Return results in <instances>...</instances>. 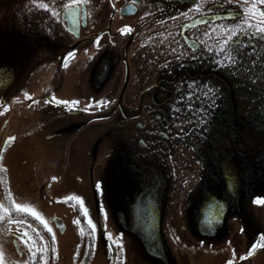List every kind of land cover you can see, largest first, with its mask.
<instances>
[{
  "label": "flooded vegetation",
  "instance_id": "obj_1",
  "mask_svg": "<svg viewBox=\"0 0 264 264\" xmlns=\"http://www.w3.org/2000/svg\"><path fill=\"white\" fill-rule=\"evenodd\" d=\"M29 1L0 0V253L5 264H264V247L247 255L252 243L264 244V203L251 197L244 205L231 202V213L219 210L226 218L219 237L202 235L211 229L197 227L198 210L207 200L217 208L227 201L226 192L240 198L247 195L246 185L264 190V180L252 184L244 176L239 186L236 178L225 177L223 187L216 177L203 179L218 132L230 125L246 129L251 143L256 137L242 106L257 93L235 87L236 76L214 67L213 49L230 26L255 15L246 13V6L255 3L264 10V3L195 0L202 5L198 11L194 0H43L49 8L36 3L33 12ZM124 25L132 31L122 34ZM235 39L262 37L246 29ZM194 41L199 58H179L193 51ZM68 51L73 55L65 61ZM192 80L221 86L215 106L203 86L190 85ZM188 91L195 97L180 100ZM53 94L79 103L71 111L46 103ZM101 99L107 103H93ZM253 103L256 112L264 106L259 96ZM32 125L41 141L28 150L22 137L34 134ZM8 136L15 139L5 143ZM221 157V172L229 163L235 168L264 164L256 155L229 160L223 152ZM77 195L96 224L94 233L81 201L60 199ZM13 200L39 213L52 232L31 212L16 210ZM25 232L29 244L20 239Z\"/></svg>",
  "mask_w": 264,
  "mask_h": 264
},
{
  "label": "snow or ice",
  "instance_id": "obj_2",
  "mask_svg": "<svg viewBox=\"0 0 264 264\" xmlns=\"http://www.w3.org/2000/svg\"><path fill=\"white\" fill-rule=\"evenodd\" d=\"M34 3H37L39 5L40 9L47 10L49 8V5L47 3H44L43 0H33ZM71 2H75V0H71ZM260 3H264V0H259ZM219 5H217L218 7ZM202 7V5L193 2L192 8L199 9ZM225 11H227L225 9ZM244 11L246 13H255V15L250 16L249 19L241 20L238 24H235L234 26H230L225 32L224 37L222 38L219 44V47L213 49L217 52V59L215 61L214 67L224 69L228 71L230 74H233L238 79L235 83V87L237 88H244L247 89L248 92H255L256 95H252L248 97L249 103L242 106V115H246L248 119L251 120V127H252V133H264V106L259 107V111H253L257 107L256 103H253L254 101H257V97L259 96L260 102H264V10L258 9L257 5L251 4L249 6H246ZM54 16H56L55 11L52 13ZM185 15H188L187 12H185ZM228 15H232L231 12H228ZM59 19V17H56ZM250 30L251 32H255L257 35L262 37L261 40L254 41L253 39H242V40H236L235 37L238 35V33H242L245 30ZM212 29H209L211 31ZM119 31L123 33L131 32L132 29L129 25H124L119 29ZM207 35V33H205ZM97 41L100 40V37H96ZM195 41L193 42V51L191 53L189 52H182L181 56L179 58H183L186 56H191L192 60L195 61L199 58L197 52L195 51ZM259 46L260 54L257 55V51ZM73 55L72 51H68L67 54L63 57V59L66 61L69 57ZM178 58V59H179ZM181 67H184V65H181ZM201 85L205 89L204 95L208 97L215 106V100L217 97V93L221 92V86H219L217 83H215L212 80L207 81H190V85ZM185 95L187 97L194 98L195 93L192 91H188L184 95H181L179 97L180 100H183L185 98ZM243 95V94H242ZM25 96L28 99H31L30 93H25ZM45 102H51L56 105L66 106L71 111L75 106L79 103L76 99H60L57 98L54 94L51 96V101H48L47 99ZM93 103L95 104H102L107 103L106 99L101 100H95ZM91 107V105H89ZM174 107H178V105H174ZM188 107L190 110L194 111V107L191 105V102H189ZM85 111L88 110V108L84 109ZM201 111L206 115L207 109L202 107ZM183 123V121H181ZM197 123H201V121H197ZM203 131V129H201ZM179 134V133H178ZM251 134L247 132V130H240L234 126H228L224 132L223 135L217 137L218 144L223 145L225 148L229 146H234L237 148V150H242L244 146L250 142L249 136ZM239 137H243V139H240L239 143L237 144L236 141ZM15 138L13 136H8L5 140V143H8L10 141H13ZM145 141H141V143H144ZM232 168L230 163L226 165V175L231 174ZM55 179V178H54ZM95 188L102 194L103 188L100 181H97L95 184ZM11 195V193H9ZM60 199L64 200H70L75 199L77 201H81L80 196H74V197H62ZM255 201L257 203H264V197L257 196L255 197ZM13 204H15V208L18 211L23 212H31L34 217L39 218L43 221V217L39 215V213L35 212L33 209L28 208L27 206L16 203L14 200L12 201ZM80 208L83 210L84 217H88L87 223L91 226L92 232L94 233L96 230V224L93 222V219L89 217V210L85 208L83 201L80 203ZM223 208V203L217 204V210ZM99 209L101 212H104V205L103 203H100ZM5 212L9 211V209H4ZM106 215V213H105ZM3 217H0L2 219ZM77 223L79 220L76 221ZM44 226L47 228L48 232H52L51 227L48 225L47 221H43ZM104 235L111 238L112 234L110 232H105ZM21 240L24 241L25 244H29V241L31 240V237L27 236V232H25L24 235L20 237ZM41 240L44 239L43 236L40 237ZM52 239H55V236L53 234ZM261 240H264V233L261 234ZM116 244H119L120 241H115ZM35 245H30V248H34ZM90 247H94V245H90ZM258 247H264V244H261L259 241L254 242L251 244V248L249 252L247 253L248 256L252 254V250L258 248ZM36 253L33 252L31 254L30 259L35 260ZM243 259V257H241ZM0 264H5V259L2 253H0ZM22 264H28V261H23ZM226 264H234L232 260H228Z\"/></svg>",
  "mask_w": 264,
  "mask_h": 264
},
{
  "label": "water",
  "instance_id": "obj_3",
  "mask_svg": "<svg viewBox=\"0 0 264 264\" xmlns=\"http://www.w3.org/2000/svg\"><path fill=\"white\" fill-rule=\"evenodd\" d=\"M243 130H246V129H243ZM224 132L225 131L218 132L216 136L217 137L221 136L224 134ZM254 134L256 135V137L254 138L252 143L251 142L247 143L242 150H237V148L234 146H229L225 148L223 145L218 144L216 140L214 145H216L217 148L212 154L211 159H209V164H206L203 179L206 178L208 180L213 177L214 178L216 177L217 179H219L220 185L222 187L225 185V183L223 184V180L225 177H228L231 179L236 178L237 186L241 184L240 179L242 176L246 178L245 182L252 183V184L263 181L264 180V164L263 163H255L250 166H245V168H235L231 166L232 173L228 175H226V172H221L219 168L220 162L222 161L221 156L223 155V152H226L229 160H234V159L244 160L248 157L255 156V155L258 156L259 158H263L264 157V140L261 137L262 134L261 133H254ZM240 139H243V137H239L237 139L236 141L237 144L239 143ZM205 156H209V155L205 153ZM239 172L242 175H239ZM227 185L229 188L232 189L231 185L233 184L231 182H228ZM257 188L258 189L254 190V189L249 188L248 185H246L244 191L247 193V195L245 197H240V198L237 197L236 193L226 192L227 201H225L223 208L220 210L227 209L228 213H231L233 209L235 208V206L229 205L231 202L234 203L235 205L238 203H242L244 205L246 201L249 200L248 198L252 197V199H255V196L257 194L259 193L264 194L263 187L258 186ZM209 203L210 201L207 200L206 202H204L202 207L198 210L202 218L198 219L197 227L204 228V229L205 228L211 229L212 231L211 233L205 230V232H203L202 235L204 234V235L212 236L211 234H213L214 236L219 237L220 236L219 232L222 231L224 221L226 218H223L221 216L220 211L217 212L218 216L214 217V215L216 214L215 212L217 208H211ZM207 204H209V207L204 210ZM162 256H163V253H162Z\"/></svg>",
  "mask_w": 264,
  "mask_h": 264
},
{
  "label": "rangeland",
  "instance_id": "obj_4",
  "mask_svg": "<svg viewBox=\"0 0 264 264\" xmlns=\"http://www.w3.org/2000/svg\"><path fill=\"white\" fill-rule=\"evenodd\" d=\"M45 1V0H44ZM51 1H54V0H51ZM18 2V1H17ZM29 6L31 7V10L33 12L35 11H38V6L36 3L33 2V0L29 1ZM27 8L24 7V9H22V13H24V11H26ZM11 15V14H10ZM250 16H252V14L248 15V17L246 19H249ZM31 130L34 132V134H29V135H26L25 137L23 136L22 139L25 141V143L28 145L29 149L30 150V146H34L36 147L37 146V142L38 144L40 145V141H41V135L38 134L37 132H35V125H32L31 127ZM37 135V139L35 138V136ZM37 141V142H36ZM32 151L28 152L29 154L31 153ZM36 162V161H35ZM161 170H163V168L160 166ZM166 172V171H165ZM212 255H210V258H211ZM209 258V260H210Z\"/></svg>",
  "mask_w": 264,
  "mask_h": 264
}]
</instances>
